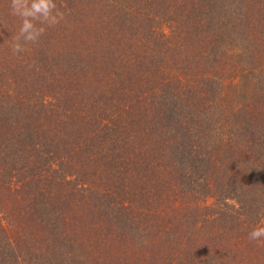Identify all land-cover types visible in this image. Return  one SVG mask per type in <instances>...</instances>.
<instances>
[{
    "label": "trees",
    "instance_id": "16d2710c",
    "mask_svg": "<svg viewBox=\"0 0 264 264\" xmlns=\"http://www.w3.org/2000/svg\"><path fill=\"white\" fill-rule=\"evenodd\" d=\"M11 52L0 0V264H264V0H55Z\"/></svg>",
    "mask_w": 264,
    "mask_h": 264
},
{
    "label": "clouds",
    "instance_id": "9594fccd",
    "mask_svg": "<svg viewBox=\"0 0 264 264\" xmlns=\"http://www.w3.org/2000/svg\"><path fill=\"white\" fill-rule=\"evenodd\" d=\"M9 13L20 20L19 29L12 37L13 55L24 53L28 45L37 44L47 29L59 25L66 15L55 0H10ZM248 239L257 247H264V224L258 222L248 233Z\"/></svg>",
    "mask_w": 264,
    "mask_h": 264
}]
</instances>
